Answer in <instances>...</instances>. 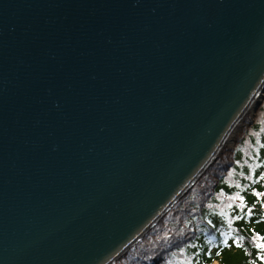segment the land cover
I'll return each mask as SVG.
<instances>
[{
    "label": "water",
    "instance_id": "water-1",
    "mask_svg": "<svg viewBox=\"0 0 264 264\" xmlns=\"http://www.w3.org/2000/svg\"><path fill=\"white\" fill-rule=\"evenodd\" d=\"M259 93L264 0H0V264H112Z\"/></svg>",
    "mask_w": 264,
    "mask_h": 264
},
{
    "label": "trees",
    "instance_id": "trees-1",
    "mask_svg": "<svg viewBox=\"0 0 264 264\" xmlns=\"http://www.w3.org/2000/svg\"><path fill=\"white\" fill-rule=\"evenodd\" d=\"M241 132L115 264H264V99Z\"/></svg>",
    "mask_w": 264,
    "mask_h": 264
},
{
    "label": "bare ground",
    "instance_id": "bare-ground-1",
    "mask_svg": "<svg viewBox=\"0 0 264 264\" xmlns=\"http://www.w3.org/2000/svg\"><path fill=\"white\" fill-rule=\"evenodd\" d=\"M262 99V93H259L257 96H255L253 98V100L250 102V104L248 105V107L245 110V113L243 114V116L241 117V119H239L235 125L232 127V129L230 130V132L228 133L225 141H224V146H228V145H232L231 142H233L237 135L239 134V132L241 131L242 128V121L244 120V116L245 115H252L255 111L256 105L258 104L259 100Z\"/></svg>",
    "mask_w": 264,
    "mask_h": 264
},
{
    "label": "rangeland",
    "instance_id": "rangeland-1",
    "mask_svg": "<svg viewBox=\"0 0 264 264\" xmlns=\"http://www.w3.org/2000/svg\"><path fill=\"white\" fill-rule=\"evenodd\" d=\"M263 99H264V93H263V95H262V99H260L259 102H258L259 104H258L257 108L259 107V105L261 104V102L263 101ZM256 111H257V109H256ZM256 111H255L254 114H252V115H245V116H244V120L242 121V123H243L242 127H243L244 125H247V124H248V119H249V120H252V119L254 118ZM240 132H241V131H240ZM240 132H239V135H241V133H242V132H241V133H240ZM239 135H238V136H239ZM234 141H235V140H234ZM234 141H233V142H234ZM233 142H231V144H232ZM233 145H234V144H233ZM233 145L224 146V147L222 148L220 154L222 155L223 152H224V150H226V148L233 147ZM224 148H225V149H224ZM220 154H219V155H220ZM215 264H217V263H215Z\"/></svg>",
    "mask_w": 264,
    "mask_h": 264
}]
</instances>
